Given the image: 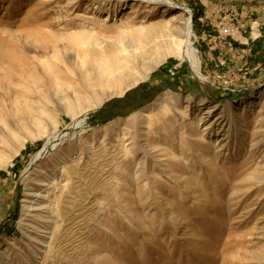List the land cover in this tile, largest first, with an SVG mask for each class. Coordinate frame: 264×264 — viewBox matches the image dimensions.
Segmentation results:
<instances>
[{"label": "rangeland", "instance_id": "374dc122", "mask_svg": "<svg viewBox=\"0 0 264 264\" xmlns=\"http://www.w3.org/2000/svg\"><path fill=\"white\" fill-rule=\"evenodd\" d=\"M171 1L0 0V264H264V0ZM189 17L196 67L179 42ZM129 44L165 56L118 94L85 88L87 61ZM39 176L30 201L46 207L29 217Z\"/></svg>", "mask_w": 264, "mask_h": 264}, {"label": "bare ground", "instance_id": "6f19581e", "mask_svg": "<svg viewBox=\"0 0 264 264\" xmlns=\"http://www.w3.org/2000/svg\"><path fill=\"white\" fill-rule=\"evenodd\" d=\"M140 1H144L146 3L161 2V3H164L168 6H170V7H175V8L179 7L178 4H176L175 2H173L171 0H140ZM148 7H151V6H148ZM149 10H152V9L149 8ZM163 28H165V26ZM192 31H193V21L189 17L187 22H186V30H185L186 39L185 40H179V42L181 44H184L187 47L188 56L192 62V65L194 67H196V63H195L196 54H195L194 49L191 46L192 45V41H191ZM148 35H144L145 41H148V39H149ZM123 49H124V52L126 51V55H124V56H122V53L118 51L119 54L115 55L112 58H106V59L104 58L101 60L99 59V60H93V61L90 60V62L87 61V66H88V70H89V73H88L89 77H87L86 79L83 80L85 88H87L89 91L90 90L91 91L102 90L103 95H106V96L112 95V94L113 95L118 94L121 91H123L124 89L126 90L127 87L135 85L140 79L144 78L145 75L148 73V71L151 70L152 68H154L157 64H159V61L165 56V54L161 53L160 56H158L156 58H151L150 55L148 54V49H146V48L142 49L141 48L138 50L136 48V44H129L126 47L124 46ZM150 59H151V61H150ZM85 65H86V63H85ZM195 70L197 71V69H195ZM174 101H176L174 95L169 94V95L161 97L156 103L148 105L140 113V116H139V121L142 125V129H141L142 132H140V133H146L147 132L148 124H149L150 120L152 119L153 114L155 113L156 110L160 109V111L167 112V111H169L170 106L172 103H174ZM97 103H98V101H97ZM258 103H259L258 98L257 99L253 98L252 100L247 99V100H244L239 105L240 106L239 108H244L246 106L249 107V105H255ZM183 108H185V107H183ZM211 112H212V109H209L207 111V113H211ZM79 126H80V119H76L68 127V131L62 132V135H64V136L68 135L69 136V134L70 133L72 134L77 128H79ZM156 131H157V129H154L153 134H155ZM202 138H203V135H202ZM58 141H59L58 137H55V135L49 136L44 147L34 156L32 163L36 164L39 161H41L46 155H48L50 153L51 150H53V148L55 147V145ZM17 147H20V144H18ZM16 149H18V148H16ZM68 158H69L68 153L65 151L61 152L56 157H54L52 160V163L49 166L47 175H49V176L55 175L59 171V168L61 167V165ZM44 184H45V178H43L42 176H39V177L34 179L33 183L26 186L25 192H24L26 197L23 199V201L25 202V205L23 207L25 209V211H23L24 215L29 216V217H35L37 215L40 216V214H36L34 211L35 210L41 211L44 207H46L45 206L46 203L34 205L30 201V196H36L37 195L36 194V186H40V185H44ZM37 228L38 227H36V229ZM40 228L41 227H39V229ZM39 229H38V231H39ZM25 234H27V233H25Z\"/></svg>", "mask_w": 264, "mask_h": 264}, {"label": "trees", "instance_id": "16d2710c", "mask_svg": "<svg viewBox=\"0 0 264 264\" xmlns=\"http://www.w3.org/2000/svg\"><path fill=\"white\" fill-rule=\"evenodd\" d=\"M255 56H256V59H254V61H253L255 64L259 63L260 61H263V51L261 49L259 51H257V54ZM146 89L147 88H145L144 85L140 86L139 89L135 91V94H134L132 99H129V95H126L122 99L112 100L109 103V108H111L112 110H115V109L119 108L121 105H129L131 102H133L137 98L143 96V94H145ZM107 110H108V108L102 109L100 111V115L101 114H108ZM112 110H110V111H112ZM116 115H117L116 112L109 113V115H107L106 118H112Z\"/></svg>", "mask_w": 264, "mask_h": 264}, {"label": "built area", "instance_id": "2783aa9c", "mask_svg": "<svg viewBox=\"0 0 264 264\" xmlns=\"http://www.w3.org/2000/svg\"><path fill=\"white\" fill-rule=\"evenodd\" d=\"M189 11L192 12L191 9H189ZM229 30H231V29L230 28H226V31H229ZM177 73H178L177 70L174 69V68H169L168 69V75H170L172 77L176 76Z\"/></svg>", "mask_w": 264, "mask_h": 264}, {"label": "crops", "instance_id": "0c3cea01", "mask_svg": "<svg viewBox=\"0 0 264 264\" xmlns=\"http://www.w3.org/2000/svg\"><path fill=\"white\" fill-rule=\"evenodd\" d=\"M5 174L6 173H4V176H5ZM5 182H6L5 180L0 181V193H1L2 189H3V186H4Z\"/></svg>", "mask_w": 264, "mask_h": 264}]
</instances>
